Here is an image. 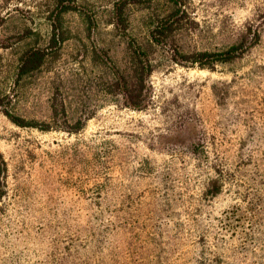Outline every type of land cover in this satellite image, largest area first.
Listing matches in <instances>:
<instances>
[{
  "label": "rangeland",
  "instance_id": "obj_1",
  "mask_svg": "<svg viewBox=\"0 0 264 264\" xmlns=\"http://www.w3.org/2000/svg\"><path fill=\"white\" fill-rule=\"evenodd\" d=\"M116 1L77 0L19 79L54 2L0 0V264H264V0H127L126 30Z\"/></svg>",
  "mask_w": 264,
  "mask_h": 264
},
{
  "label": "trees",
  "instance_id": "obj_2",
  "mask_svg": "<svg viewBox=\"0 0 264 264\" xmlns=\"http://www.w3.org/2000/svg\"><path fill=\"white\" fill-rule=\"evenodd\" d=\"M77 0H53V5L51 8H49L50 14L48 15V18L51 21V27L53 29V37H51L50 45L46 48H39V47H32L28 50H26L23 55L20 58V65L18 70V77L21 79L24 77V75L29 74L31 72H34L35 70H38L42 68V66L45 63L46 57L48 54H50V51H55L59 45V42L65 39V36H62L59 34L60 38H57V30L62 29V15L64 12L68 10H78L80 6L76 4ZM175 4L178 2L177 0H174ZM127 0H119L115 2V5L113 6V12H114V23L115 28H120L122 30H126V27L129 24V20L126 15L125 6L127 5ZM86 11H83L85 13ZM82 13V14H83ZM88 22L90 21V24L93 23V16L89 15L88 13L85 14ZM177 18H160L156 24L155 27L150 30V38L146 46L136 45L134 41L131 43V47L133 49V53L135 54V57L139 59L137 61V64L134 65V74L137 76L140 72V70L143 69V71L146 70V74H149L150 63H145L143 61L142 56L147 55L148 53V46L154 45V44H163V42H166V38L168 37V32L172 30V25L177 21ZM62 31V30H61ZM162 37V38H161ZM243 44H235L231 47H229L226 50L221 51H196L192 54L187 55L186 57L192 58V63L199 64L202 67H211L216 62H227L235 57H237L238 52L242 49ZM176 53H178L181 57L186 54H180L178 48L176 49ZM145 69V70H144ZM143 72L141 73L142 76ZM134 81L132 84L128 87V92L130 95L131 103L133 105H141V100H139V92L141 91V82H143V76L139 78L133 79ZM15 119L21 121L18 117L13 116Z\"/></svg>",
  "mask_w": 264,
  "mask_h": 264
}]
</instances>
